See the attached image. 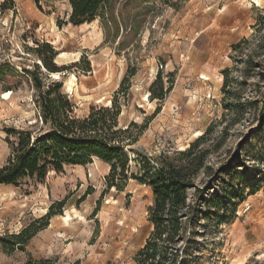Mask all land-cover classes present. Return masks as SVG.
Wrapping results in <instances>:
<instances>
[{"label":"rangeland","instance_id":"374dc122","mask_svg":"<svg viewBox=\"0 0 264 264\" xmlns=\"http://www.w3.org/2000/svg\"><path fill=\"white\" fill-rule=\"evenodd\" d=\"M112 2L74 25L67 0H0V167L11 153L6 131L37 128L36 75L62 81L81 117L106 105L132 71L120 114L121 125H144L131 127L139 133L132 147L141 157H174L197 141L203 155L194 178L200 191L187 192L190 261L264 264V0ZM45 43L64 68L59 75L41 65L35 49ZM158 70L164 90L170 86L163 100L149 93ZM108 175L109 165L93 157L49 171L43 182L0 184V264L29 256L134 264L153 228L152 191L129 173L108 185ZM51 205L48 226L10 250L8 235Z\"/></svg>","mask_w":264,"mask_h":264},{"label":"trees","instance_id":"16d2710c","mask_svg":"<svg viewBox=\"0 0 264 264\" xmlns=\"http://www.w3.org/2000/svg\"><path fill=\"white\" fill-rule=\"evenodd\" d=\"M39 0H35L38 3ZM71 11L69 21L74 25L89 22L102 9H111L112 0H67ZM45 48L48 55L41 52ZM35 51L45 70L61 72L62 66L53 61L56 51L49 44L38 45ZM86 70H89L87 67ZM26 72L30 73L27 69ZM130 71L113 92L106 105H91L81 117L73 113L74 104L62 91L63 82L34 77L36 104V129L6 131L11 153L0 167V184L17 185L23 179L43 182L49 171L62 172L66 165H84L95 157L109 165L108 185L117 186L115 177L129 173L139 183L152 191L153 202L149 208L153 226L143 246L137 250L134 264H194L189 259L191 238H184L183 225L192 221L187 205L189 189L200 191L194 178L202 167L203 155L196 152L197 141L171 157L165 152L156 157H141L132 147L138 134L130 133L132 126L144 125L130 122L120 124L122 107L128 100ZM158 78L151 83V99L163 100L170 86H163ZM157 86V89L154 87ZM153 116V115H152ZM151 116V117H152ZM140 131V130H139ZM141 133V132H140ZM10 134L13 139H10ZM135 163L136 171L132 170ZM61 206L62 202H58ZM51 205L47 213L25 225L20 231L9 234L10 250L25 248L26 243L49 224L55 213ZM185 241V242H184ZM24 264H55L50 258L35 259L31 256Z\"/></svg>","mask_w":264,"mask_h":264},{"label":"bare ground","instance_id":"6f19581e","mask_svg":"<svg viewBox=\"0 0 264 264\" xmlns=\"http://www.w3.org/2000/svg\"><path fill=\"white\" fill-rule=\"evenodd\" d=\"M50 73L51 74H58L59 75L60 72H50Z\"/></svg>","mask_w":264,"mask_h":264}]
</instances>
